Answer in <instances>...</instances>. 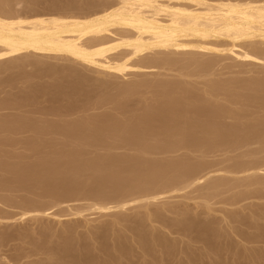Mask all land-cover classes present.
<instances>
[{"label":"bare ground","instance_id":"1","mask_svg":"<svg viewBox=\"0 0 264 264\" xmlns=\"http://www.w3.org/2000/svg\"><path fill=\"white\" fill-rule=\"evenodd\" d=\"M79 1L81 4L77 5ZM59 2L62 1L52 5L53 11L51 8L49 13H41L35 12V8L46 5L48 0H0V74L8 73L0 78V94H4L0 98V110L18 111L6 119H2L3 115L0 117V224L5 228L4 221L7 227L17 222L13 225L25 229L26 226L21 224L24 221L41 222L42 216L58 218L61 213L56 215L50 211L62 204H66L71 216L83 217V212L87 210L96 211L98 215L116 216L111 218L114 220L109 226L103 225L102 235L92 232L101 225L89 226L91 230L86 239L92 242L90 246L84 243L76 225L63 227L61 232L53 234L49 225L43 227L42 223L41 227L39 223L35 226L36 237L34 234L31 236L33 231L26 234L20 232L21 235L17 229V234L16 230L12 229L13 233L6 230L5 237L0 239V246L9 245L7 250L11 251L17 246L13 241L29 237L28 244L32 248L28 250L27 259L33 256V259L30 257L32 264H113L136 249L141 250L138 253L142 259L140 264H169V261H174V251L170 255L171 250L178 243L166 237L160 231L161 227L171 235L174 232L187 238L188 232L196 228L206 232L207 227L206 230L204 225L180 228L178 224L184 219L189 220L188 216L182 221L169 219L165 212L169 213L171 208L151 211L150 205L158 204L157 201L170 193L183 194L185 189L190 193L194 185V188L199 185L198 190L193 189L197 190V194L203 189L215 191L218 187L224 188V185L232 183L233 179L226 182L231 177L229 174H244L246 178L240 176L244 180L254 175L252 184H264L261 179L262 173L264 176V158L260 155L264 153V117L260 118L264 112V0H67L58 6ZM20 3L26 11L16 9ZM48 59L61 62V65L53 64V61L49 63ZM228 59L232 62H226ZM248 66H259L257 74L260 76L253 77L249 82L245 80L246 86L240 90L235 88V93L229 90L231 81L225 84L226 79L224 84L228 85L230 93H227V87H222V80L221 84L209 83L212 76H220L225 69L239 73L244 67L240 71L247 75V72L250 73V69H246ZM192 76L205 80L199 91L185 88ZM31 79L42 82L51 79L53 84L45 87L36 81L40 84L17 85H25ZM219 89L224 91V95ZM51 91L52 97L60 95L70 100L69 104L81 97L80 101L93 105L94 110L107 105L115 113L103 112L101 116L97 114L99 118H94L97 115L92 113V117L63 118L60 121V117L53 121V115L54 119L50 120L47 117L49 108L32 107L30 103H37L40 96ZM92 93H96L97 97L90 104ZM220 94L224 97H220L223 103L218 101ZM52 97H49L50 102ZM46 100L49 101L47 97ZM224 101L231 105L225 106ZM133 102L142 105L138 114L130 112L135 109L132 108ZM237 103L241 106L251 103L249 111L244 106L245 109H236L234 105ZM252 104L260 107L258 110L262 108L261 113L255 106L251 108ZM129 106L133 110H127ZM67 111L70 109L67 108ZM253 111L258 112L256 119ZM220 144L224 145L221 146L223 149L246 146L249 151L252 147L253 150H246L243 156L255 158L260 155L257 156L259 160L249 158L244 162L245 159H242L244 163L239 160L240 163L233 166L217 168L221 165L217 159L220 164L216 160L219 165L215 168L213 165L216 162L213 161L212 165L210 159L209 164L202 158H206L205 155L207 159L215 156L218 151L215 149ZM254 144L261 146L255 149ZM242 148L239 150L242 151ZM179 151H183V155L187 152L186 156L197 152L201 160L198 161L200 156L193 162L190 159H161ZM179 156L181 158L182 154ZM213 173L218 174V178L208 180L214 176ZM225 174L229 176L223 180ZM249 180L251 182V178ZM252 184L248 186L246 183L242 191L250 185L251 189L252 186L258 188ZM259 188L263 190L264 186ZM201 192L200 196L204 198L205 192L204 195ZM208 192L205 197H209ZM259 193L256 197L261 195ZM253 194L249 196L254 197ZM82 201L87 202L85 206H74L75 202ZM134 207L148 211L140 216L136 212L134 217L121 214ZM109 211L118 212L111 214ZM153 224L161 226L160 229ZM117 225L122 228L115 229ZM148 225H151L150 230H146ZM257 234L248 238L250 243L255 239L262 242L263 234ZM27 242L22 244L28 245ZM86 248L95 250L96 254L85 255L82 251ZM2 249L0 255L7 252ZM5 254L4 258L0 257L3 258L0 262L9 257L8 253ZM17 260L20 257H16Z\"/></svg>","mask_w":264,"mask_h":264},{"label":"rangeland","instance_id":"2","mask_svg":"<svg viewBox=\"0 0 264 264\" xmlns=\"http://www.w3.org/2000/svg\"><path fill=\"white\" fill-rule=\"evenodd\" d=\"M56 1V2H55ZM57 1H62V2H59L58 3V6H60L59 4H61V3H63V2H66V1H64V0H48V3H46V5H43V6H41L40 5V7L38 6V7H36L35 8V12H41V13H49L50 11H51V8L53 7L52 5H54V6H56L57 4ZM75 2H77V0H74ZM82 1V0H81ZM54 2V3H53ZM78 4L77 5H79V4H81L80 3V1L79 2H77ZM50 4H51V6H50ZM47 5H49L50 6V9H49V6L48 7H46ZM76 5V7H79V6H77ZM23 5H22V3H20L19 5H18V7L16 8L17 10H19V11H21V12H23V11H26L23 7H22ZM46 7V8H45ZM82 8H84V7H82ZM66 10V9H65ZM69 10H71V9H69ZM52 11H53V8H52ZM49 60V59H48ZM47 60V61H48ZM50 61H51V63H52V61H53V64L54 63H56L57 65H61V62H56V61H54V60H49L48 62L50 63ZM226 62H232V61H230L229 59L228 60H226ZM62 64H64V63H62ZM258 67V68H257ZM242 68V67H241ZM240 68V70L241 71H243L242 69ZM250 69V73L249 72H247L248 74L246 75V73L245 72H241L240 70H239V73L241 72L242 74H239L237 71H235L234 69H233V71H235V72H230V71H228L227 69H225L222 73L223 74H221L220 76L218 75V76H212V78H211V80H209V83H219V84H221L220 82H222L223 81V86L222 87H224L225 86V84H228V82L229 81H231V82H229V83H231V84H229V86H230V89L228 88V85H226L225 87H227V88H225V89H227L226 91H227V93H230V91H228V89L229 90H231V92H233V93H235L237 90H240L241 88H243V86H246L245 84L247 83V81H245V80H248V82L249 81H251V80H253L254 78L253 77H255V78H259V76H258V74H257V72H258V70H260V67L259 66H248V67H246V69ZM258 69V70H257ZM237 70V69H236ZM188 71V70H187ZM253 71V72H252ZM256 71V72H255ZM225 72V73H224ZM229 74H228V73ZM256 73V74H255ZM6 74H8L7 72H6ZM5 73L3 74H0V78H2V77H4L5 75H6ZM224 74H225V76H224ZM245 74V75H244ZM240 75V76H239ZM255 75V76H254ZM227 76V77H226ZM231 76V77H230ZM235 76V77H234ZM248 76V77H247ZM257 76V77H256ZM222 77V78H221ZM226 77V78H225ZM245 77V78H244ZM196 78V77H195ZM195 78H193V76H192V80L191 79H188V80H190L189 82H190V84H192V85H190L189 83H186L188 86H185V88H187V89H189V88H192V89H197V90H195V91H199L198 90V88H201L202 87V84L203 83H205L204 81V79H202V78H196V80H194ZM216 78V79H215ZM224 78V79H223ZM228 78V79H227ZM242 78V79H241ZM251 78V79H250ZM253 78V79H252ZM174 79H176V77L174 78ZM219 79V80H218ZM226 79V81L225 82H227V83H225L224 82V80ZM232 79V80H231ZM240 79V80H239ZM37 82H40L43 86H45V87H49L50 85L52 86V84H53V81H51V79H47V80H43V82H42V80L41 81H39L38 79H35ZM49 80V82H47ZM176 80H178V79H176ZM203 80V81H202ZM213 80V81H212ZM215 80V81H214ZM222 80V81H221ZM228 80V81H227ZM238 80V81H237ZM245 81V83H244V81ZM36 81H34V79H31L30 81H26L25 82V85H24V83L22 84V83H20V84H17V85H19V87H21L22 85L23 86H26V84H27V86L28 85H30V84H32L33 83V85H39L38 83H36ZM45 81V82H44ZM197 81V82H196ZM35 82V83H34ZM55 82V81H54ZM195 82V83H194ZM237 82V83H236ZM206 83H208V82H206ZM225 83V84H224ZM240 83V84H239ZM194 84V85H193ZM196 84H198V85H196ZM233 84H234V86H233ZM236 84V85H235ZM200 85V86H199ZM191 86V87H190ZM194 86H196V88L194 87ZM222 87H220V88H222ZM93 88H95V87H92V89ZM224 88H223V90H224ZM237 90H236V89ZM91 89V90H92ZM93 90H95V89H93ZM220 90V89H219ZM223 90H220L221 91V93H223L224 91ZM234 90V91H233ZM226 91L224 92V93H226ZM224 93H223V95H224ZM226 93V94H227ZM52 94H53V92L51 91L50 92V94L48 93V94H44V96H40L38 99H37V103H35V102H32V103H30L31 104V106L32 107H35L36 105L39 107H41V108H44V110L45 109H47V108H49V110H50V114L47 116V117H50V120H52V119H54L53 121H56V120H58V118H59V121L62 119L63 120V118H65V120L67 119V120H70V119H72V120H75V119H77V117L78 118H80V116L81 117H84V116H88L89 115V117H90V115H91V117L93 116L92 115V113L94 114V115H102V114H107V113H115V112H113L112 110H111V108H109L107 105L106 106H102L101 107V109H100V107H98L99 109H96V110H94L95 109V107H93V105H89L87 102L86 103H84L83 101H80L81 100V97H79V98H75L74 99V101L72 102V104H69L70 103V100H68V99H66V98H61V96L59 97V96H53L52 97ZM93 94V93H92ZM96 93H94L93 94V96H91L92 98V100H91V103L90 104H92L96 99H95V97H97V94L95 95ZM4 94H0V98L2 99L4 96H3ZM51 95V96H50ZM222 94H220V96H218L219 98H218V101H220L221 102V100H222V103H223V99H224V97H222L221 96ZM235 96V95H234ZM46 97L49 99V101L48 100H46ZM49 97H52V103L50 102V98ZM220 97L221 98H223V99H220ZM231 97H232V95H231ZM236 97V99H239L237 96H235ZM57 98V99H56ZM93 98L95 99V100H93ZM232 98H234V97H232ZM39 99H40V101H39ZM56 100V101H55ZM76 100V101H75ZM39 101V102H38ZM59 101V102H58ZM61 101V102H60ZM78 102V103H77ZM83 104H82V103ZM226 101H224V103H225ZM49 103H51V104H49ZM54 103V104H53ZM134 103V102H133ZM33 104V105H32ZM39 104V105H38ZM251 104V103H250ZM250 104H247L246 106H244V105H242L241 106V104L239 105V103H237V104H235L234 105V107L236 108V109H240V108H243V109H245L244 107H246V109L245 110H247L248 109V105H250ZM81 105V106H80ZM135 105V106H134ZM134 105L132 106V108L134 109H132L130 106V108L129 109H127V110H133V112L132 111H130L131 112V114H138L139 112H140V109L141 108H139V107H141L142 105H141V103H139V104H135L134 103ZM141 105V106H140ZM225 105V104H224ZM229 105H231L230 103H228L227 104V102H226V105L225 106H229ZM36 106V107H37ZM68 106V107H67ZM244 106V107H243ZM255 106V105H254ZM253 106V104H252V107L251 108H253L254 107ZM27 107V106H26ZM47 107V108H46ZM62 107V108H61ZM90 107V108H89ZM104 107V108H103ZM108 107V109H105V108H107ZM139 109H138V108ZM256 107V108H255ZM254 108L257 110V111H260L261 109H259L258 110V108H260V107H258L257 108V106H255ZM54 108V109H53ZM65 108V109H64ZM67 108H69L70 109V111H67ZM85 110H87V111H84V109ZM97 108V107H96ZM90 109H92V110H90ZM250 109V108H249ZM3 110V109H2ZM90 110V112H88ZM253 110V109H252ZM5 110H3V111H1L0 110V113H2V114H0V117H2V115H3V117H2V119H6V118H8L11 114H16V111L15 110H6L5 112H4ZM14 111H15V113H14ZM67 111V112H66ZM83 111V112H82ZM247 111H249V110H247ZM250 111H251V109H250ZM12 112V113H11ZM70 113V115H67V114H69ZM72 112H73V114H72ZM104 112V113H103ZM107 112V113H106ZM130 112H128V114H130ZM17 113H18V111H17ZM51 113H53L52 114V116H50L51 115ZM247 113V112H246ZM251 113H252V111L249 113L250 114V116H251ZM260 113H261V111H260ZM6 116H5V115ZM58 114V115H57ZM80 114V115H79ZM83 114V115H82ZM86 114V115H85ZM8 115V116H7ZM53 115H54V118H53ZM60 115V116H59ZM79 115V116H78ZM98 115L97 116H95L94 118H99L98 117ZM100 115V116H101ZM255 115H258V112H256L255 113V111H253V116H255ZM261 116H262V118L264 117V112H263V115L262 114H260V118H261ZM6 117V118H5ZM62 117V118H61ZM258 117H259V115H258ZM52 118V119H51ZM252 118V117H251ZM257 118V116H255V119ZM1 119V118H0ZM48 119V118H47ZM253 119H254V117H253ZM255 145H257V144H254V145H252V146H254L253 148H255V149H257L259 146H261V144L259 145H257V146H255ZM221 146H224V145H222V144H220V146H217V148L215 149V151H217V153H215V151H214V153H215V156L211 153V155H213V156H210V158H208L207 159V155H205L206 156V158H202V159H204L205 160V162H207V163H209L210 164V160H211V164L213 165L215 162H216V160L218 159L219 160V162H221V165H219L220 163L218 162V160H217V162L219 163H215V164H217V165H213V166H215V168L219 165V167H217V168H226V166H228V165H232V164H236V163H240L239 162V160L241 161L242 159H245V161L244 162H246V161H248V160H250V159H255V160H259V157H257V156H260L261 155V157L262 158H264L263 156H264V153H262V154H260V155H257V156H254L255 158H253V157H249V156H247V158H246V155L245 156H243V154L244 153H246V146H244L243 148H242V146L240 147V146H238L239 148H240V150H241V148H242V151H240L239 150V148H237V147H234V148H237L238 149V151H237V149H235L234 150V148L231 146V149L229 148V147H225V149H223ZM221 149V150H219V148ZM248 147H251V146H248ZM226 148H228V150H229V153L227 152L228 150L226 149ZM232 148H233V150H232ZM243 149H245V151L243 152ZM251 150H253L252 149V147L250 148V150L249 151H251ZM121 151V150H120ZM120 151H118V152H120ZM220 151V152H219ZM224 151V152H223ZM230 151H232V152H230ZM233 151H234V153H233ZM248 150H247V152H249ZM255 151H257V150H255ZM121 152H125V150H123V151H121ZM127 152V151H126ZM226 152V153H225ZM242 152V153H241ZM127 153H131V151H128ZM177 153H180V154H182V156H181V158H180V154H178V156H177ZM175 152V153H173V154H175V155H173L172 153H170V155L169 154H167V155H164L165 157H161V159H163V160H167V161H176V160H182V159H190L189 161H191V162H193V161H197V159H198V156H200L199 157V160L198 161H200L201 159V155H199V154H194V152H193V154H189L188 156H186L187 154V152H185V155H183V151L181 152V151H179V152ZM238 154V155H237ZM169 155V156H168ZM172 155V156H171ZM195 156L194 158H193V156ZM197 155V156H196ZM209 155H210V153L208 154V157H209ZM240 155H242V156H240ZM168 156V157H167ZM186 156V157H185ZM229 156V157H228ZM231 156V157H230ZM174 157H175V159H174ZM178 157V158H177ZM190 157V158H189ZM197 157V158H196ZM202 157H204V156H202ZM243 157V158H242ZM192 158V159H191ZM224 158V159H223ZM230 158V159H229ZM250 158V159H249ZM262 158H260L261 160H262ZM206 159H207V161H206ZM210 159V160H209ZM247 159V160H246ZM209 160V161H208ZM235 160V161H234ZM213 161H214V163H213ZM223 161H224V163H223ZM237 161V162H236ZM243 162V160H242V163H244ZM223 163V164H222ZM227 163V164H226ZM224 164H226L225 166H223ZM220 166H222V167H220ZM229 166V167H230ZM233 166V165H232ZM213 169H214V167H212ZM263 168H264V166H263ZM213 169H211V171L213 170ZM216 170V169H215ZM257 174H261V172H258ZM257 174H255V177H257L258 178V176H259V178H260V175H257ZM263 174V173H262ZM261 174V176H262V178L261 179H263L264 180V176ZM212 175H214V176H212L211 177V179H208V180H212L213 179V177H214V179H216V178H218V177H216V175H218V174H212ZM225 175H227V174H225ZM224 175V176H225ZM231 176V177H229V178H227L228 176ZM229 175H227L226 177H224L223 176V178H225V179H223V180H226V178H227V180H226V182H228L229 183V179H230V181H231V179H233L232 180V183L230 182L229 184H227V185H224V184H226V182L225 183H223L222 185H224V188L221 186V188L220 187H218V188H220V190H218V188H216L215 189V191H213V189L211 190V189H206L207 191H205L204 189V191L202 190V192L201 191H198V194H197V190H198V186L196 185V187L194 188V186H191L192 188L189 190L190 191V193L187 191V189H185V190H183V194L182 193H178V192H176V194H173L172 195V193H170V194H168V196L167 197H165V198H162V200L161 201H157V203L158 204H154V205H150L149 206V208L151 209V211H153V210H156L157 208V210H161V211H164V209L165 208H168L169 207V209L171 208V210L169 211V213L168 212H165V216L167 217V218H169V219H179L180 221H182V218H186V216H188V218H190L189 220L187 219V220H183L180 224H178L179 226L178 227H180V228H182V227H189V228H194V227H196V226H199V227H201V226H203L204 225V229L206 230V227H207V230H206V232H204L203 230H200V229H198V228H196L197 230H192L190 233L188 232V238L187 237H182V235L180 236V234L179 235H176V234H178V233H174L173 232V234L174 235H171L172 233H169V232H167L165 229H163L161 226H159L158 224V227H157V225L155 224V226H154V224H153V226L154 227H156L158 230L160 229V227H161V229H160V231L162 232V233H164V235L166 236V237H168L170 240H173V241H175L174 243L176 244V243H178L177 245H175V247L173 248V250H171V252L172 253H170V255H172L173 254V251H174V254L171 256L172 258H174V261L173 260H171V258L169 259V260H171L172 262H168L169 264H179L180 263V261H181V263L183 264H264V232L263 233H261V232H259V231H264V199L262 200L261 199V197H264V188H263V190H261L259 187H261L262 188V186H264V184H262L261 186L260 185H257V184H255V183H253L252 184V180H254V179H252L253 177L252 176H254V175H252L251 177H249V179L251 178V182H250V180L248 181L247 179H240V176L242 175V174H240V175H238V174H229ZM233 175H235L236 177H234V178H236V180H234V178H233ZM257 175V176H256ZM243 176V178L246 176H244V174L242 175ZM216 177V178H215ZM242 178V177H241ZM246 178V177H245ZM207 180V181H208ZM242 180H244V181H242ZM206 181V182H207ZM234 181H236L238 184H236V182H234ZM241 183H240V182ZM243 182H244V184H243ZM251 183L252 185H257L258 186V188L256 187V189H255V186L253 187L252 186V189L250 188L251 187V185H250V187H246V189H245V187H244V189H245V191L243 190L242 191V186H247V185H245L246 183L248 184V186H249V183ZM233 184H234V186H233ZM233 186V187H232ZM235 186H237L239 189H237V187H235ZM197 188V190H194L193 191V189H196ZM228 188H230V189H228ZM237 190H236V189ZM247 188H249L250 189V191L248 190V191H246L247 190ZM221 189H222V191H221ZM223 189H224V191H223ZM225 189H226V191H225ZM229 191H228V190ZM232 189H234V190H232ZM200 190V189H199ZM231 190V191H230ZM236 190V191H235ZM255 190V192H253ZM259 190H261L260 191V193H259ZM209 191V192H208ZM218 191V192H217ZM221 191V192H220ZM240 191V192H239ZM182 192V191H181ZM200 192H201V195L203 194L204 195V192H205V195L207 194L206 192H208V196L209 197H207L208 198V200L206 201V197H205V195H204V198L202 197V196H200ZM220 192V193H219ZM241 192H245L244 194L243 193H241ZM261 192H263V194L261 193ZM211 193V194H210ZM217 193V194H216ZM249 193V194H248ZM250 193L252 194V193H254L253 194V196L254 197H252V195L251 196H249L250 195ZM257 193V194H256ZM258 193L259 194H261V195H259V196H261V197H259V196H257L256 197V195H258ZM197 194V195H196ZM213 194V195H212ZM235 194V195H234ZM248 194V195H247ZM176 195V196H175ZM184 195V197H182ZM190 195V196H189ZM195 195H196V197H195ZM238 197H237V196ZM263 195V196H262ZM176 198H175V197ZM199 196V197H198ZM211 196V197H210ZM171 197H173V198H170ZM190 197H191V199H190ZM194 197V198H193ZM225 197V198H224ZM231 197H234V198H231ZM197 198V199H196ZM203 198V199H202ZM211 198V199H210ZM229 198H231V199H229ZM165 199V200H164ZM187 199V200H186ZM204 199H205V201H204ZM232 199H236L235 201L234 200H232ZM168 200V201H167ZM226 201V203H225V201ZM230 200V201H229ZM232 200V201H231ZM171 201V202H170ZM201 201H203V203H201ZM228 201V202H227ZM237 201V202H236ZM160 202V203H159ZM165 202V203H164ZM174 204H173V203ZM179 202V204H177ZM205 202H207V203H205ZM229 202H231V203H229ZM84 203V204H83ZM87 202H83L82 201V203L81 202H75L74 203V206H79V207H81V206H85V204H86ZM161 203H162V205H161ZM181 203V204H180ZM197 203V204H196ZM225 203V204H224ZM238 203V204H237ZM249 203V204H248ZM78 204V205H77ZM165 204H166V206H165ZM167 204H169V205H167ZM172 204V205H171ZM184 204H185V206H184ZM199 204V205H198ZM234 204V205H233ZM160 206V208H159V206ZM176 205V206H175ZM179 205V206H178ZM203 205V206H202ZM230 205V206H229ZM165 206V207H164ZM173 206V207H172ZM184 207V208H182V207ZM187 206V207H186ZM206 206H208L209 207V210H208V207H206ZM249 206V207H248ZM162 207V208H161ZM176 207V208H175ZM206 207V208H205ZM243 207V208H242ZM0 208H1V205H0ZM3 208V207H2ZM62 208V209H61ZM225 208V209H224ZM259 208H261V209H259ZM140 209V210H139ZM224 209V210H223ZM226 209H227V211H226ZM241 209V210H240ZM249 209V210H248ZM260 211H259V210ZM52 210V209H51ZM61 210H62V212H61ZM143 210V211H142ZM175 210V211H174ZM222 212H221V211ZM242 210H243V212H242ZM66 211V212H65ZM145 211V212H144ZM146 211H148V210H144L143 208H136V207H134V208H132V210L131 209H128V210H126L125 212H121V214L122 215H126V216H128V217H134V216H137V213L136 212H138V216H140V215H143L144 213H146ZM238 211V212H237ZM251 211V212H250ZM256 211H257V213H256ZM50 212H54V213H56V215L58 214L59 215V213H61L60 215H59V219L56 217H54V216H50V217H44V216H42V217H40V219L43 221H38V222H35V223H33L31 220H27V221H24L23 223H21L22 224V226H26V228L24 229V227L21 229V228H19L18 226H14L15 224L14 223H12L11 224V227H10V225H8V227H7V225H6V221H4V225L7 227V229H6V227L4 228V226H3V224H0V239H2V237H5L4 235L7 233L6 232V230L7 231H12V229H13V231L14 230H18V233H29L30 231H33V232H30V234H31V236H32V234H34L33 236L34 237H36L35 235H37L36 233H34V229L37 227V225H38V223H39V225L42 223V226L44 227V226H48L49 225V227H50V229H51V232L54 234V232L55 233H58V231L59 232H61L62 230L61 229H63V227H66V226H69V225H72V226H75L77 229V232L79 233V235L81 236V238H83V241H84V243L88 246H90V244L92 243L89 239H86V237H89V229H90V227H97V225L98 226H102V228H97V229H92V232H94L95 233V235H102L103 233H104V229H103V227L104 226H109V224H111L112 222H113V220L114 219H111V218H115V214L114 215H104L103 213H99V215H98V212H94V213H92V211H85V212H83V217H81V216H79V215H68V211H67V208H66V204H62V205H60V207L58 206V207H54L53 208V210L52 211H50ZM87 212V213H86ZM111 214H112V212L113 211H109ZM115 212H118V211H114L113 213H115ZM126 212H127V214H126ZM143 212V213H142ZM172 212V213H171ZM175 212V213H174ZM182 212H185L184 214H181ZM225 212V213H224ZM236 212V213H235ZM253 212V213H252ZM64 213H66V214H64ZM85 213V214H84ZM130 213V214H129ZM142 213V214H141ZM168 213V214H167ZM171 213V214H170ZM174 213V215H172ZM235 214V219H234V214ZM63 214H64V216H63ZM227 216H226V215ZM232 214V215H231ZM237 214V215H236ZM62 215V216H61ZM252 215V216H251ZM259 215V216H258ZM169 216V217H168ZM191 216V217H190ZM222 216H223V218H222ZM232 216V217H231ZM239 216H240V218H239ZM251 216V217H250ZM99 217V218H98ZM195 217V218H194ZM208 217V218H207ZM225 218L228 220L229 218V220H231V221H229V222H227V220H225ZM233 218V219H232ZM39 219V220H40ZM85 219V220H84ZM98 219V220H97ZM214 219V220H213ZM220 219V220H219ZM242 219V220H241ZM252 219V220H251ZM88 220V221H87ZM92 220V221H91ZM87 223H86V222ZM89 221H91V222H89ZM108 221V222H107ZM226 221V222H225ZM235 221V222H234ZM7 222H11V221H7ZM60 222V223H59ZM62 222V223H61ZM188 222V223H187ZM206 222V223H205ZM219 222V223H218ZM224 222V223H223ZM232 224H231V223ZM243 222V223H242ZM37 223V224H36ZM44 223V224H43ZM47 223V224H46ZM226 223H227V225H226ZM229 223V224H228ZM235 223V224H234ZM14 224V225H13ZM206 224V225H205ZM219 224V225H218ZM234 224V225H233ZM258 224H259V226H258ZM12 225L14 226V227H12ZM92 225V226H91ZM104 225V226H103ZM216 225V226H215ZM239 225V226H238ZM245 225V226H244ZM248 225V226H247ZM251 225V226H250ZM36 226V227H35ZM90 226V227H89ZM217 226H218V229H217ZM4 228L3 230H5L4 232L5 233H3V235H1V233L3 232V230H1L2 228ZM17 227V228H16ZM30 227H32L33 228V230H32V228H30ZM39 227V226H38ZM40 227H41V225H40ZM79 227V228H78ZM119 227V228H118ZM151 225H148L147 226V228H146V230H150L151 228ZM228 227H230L229 229H228ZM236 227V229H234ZM27 228H30V229H27ZM122 227L121 226H115V229H121ZM242 228V229H241ZM260 228V229H259ZM9 229V230H8ZM11 229V230H10ZM20 229H21V231H20ZM24 229V230H23ZM27 229V230H26ZM221 231H220V230ZM231 229V230H230ZM246 229V230H245ZM255 229H256V231H255ZM263 229V230H262ZM17 230L15 231L16 232V234H17ZM25 230H26V232H25ZM91 230V229H90ZM163 230V231H162ZM165 230V231H164ZM219 230V231H218ZM13 231H12V233H13ZM24 231V232H23ZM28 231V232H27ZM57 231V232H56ZM202 231V232H201ZM212 231V232H211ZM218 231V232H217ZM240 231V232H239ZM245 231V232H244ZM250 231H252V232H250ZM14 232V233H15ZM201 232V233H200ZM234 234H233V233ZM20 233V234H21ZM88 233V234H87ZM107 232H105V234H106ZM203 233V234H202ZM241 233V234H240ZM245 233V234H244ZM257 233H259V234H263V240H262V242H261V240H259V242H258V239L256 240H254L253 242H251L250 243V238H253V237H255L256 236V234ZM169 234V235H168ZM189 234H191V235H189ZM207 234V236H205ZM22 235V234H21ZM203 235V236H202ZM214 235V236H213ZM233 235V236H232ZM245 235H248L246 238H244L245 237ZM258 235V234H257ZM32 236V237H33ZM84 236V237H83ZM173 236V237H172ZM205 236V237H204ZM234 236H236V237H234ZM179 237H181V238H179ZM202 239L201 240V242H200V238ZM224 237V238H223ZM228 237V238H227ZM238 237V238H237ZM192 238V239H191ZM205 238H207V239H205ZM243 238V239H242ZM249 238V239H248ZM27 239V240H26ZM175 239V240H174ZM180 239H182L181 240V242H180ZM205 239V240H204ZM233 239V240H232ZM245 239V240H244ZM20 240V241H19ZM26 240V241H25ZM80 240H82V239H80ZM192 242H191V241ZM28 241V242H27ZM60 241V240H59ZM58 241V242H59ZM177 241V242H176ZM179 241V242H178ZM186 241L187 242H189L188 244L186 243ZM207 241V242H206ZM16 243V247H13L12 248V250L14 249V251H10V250H7V249H9V247L7 248V246H9V245H7V246H0V249H2V248H5L6 249V251L7 252H4V253H2L1 255H0V257H3L4 258V256H6V254L5 253H8V255H7V259H12V260H8V261H15V262H12V264L14 263H17L18 262V264H27V262L29 263V264H32V262H31V258L33 259L34 257L32 256H30L29 257V259H27L28 257H27V254H28V250L29 249H31L32 248V246H31V244H28L29 242H30V239H29V237H22V240L21 239H16L15 241H13V243ZM25 242H27L26 244H28V245H24V244H22V243H25ZM255 242V243H254ZM14 243V244H15ZM19 243H20V247L18 248V245H19ZM180 243H181V245H180ZM185 243V244H184ZM194 243V244H193ZM198 243H200V244H198ZM201 243H202V245H201ZM252 243H254V244H252ZM22 244V245H21ZM184 244V245H183ZM189 244H190V246H189ZM207 244L208 245H210V246H207ZM218 244V245H217ZM248 244V245H247ZM237 245V246H236ZM263 245V246H262ZM25 246H27L26 248H25ZM180 246V247H179ZM202 246V247H201ZM217 246V247H216ZM22 247H24L23 249H22ZM177 247V248H176ZM179 247V248H178ZM228 247V248H227ZM240 247V248H239ZM254 247H255V249H254ZM224 248V249H223ZM227 248V249H226ZM16 249V250H15ZM18 249H20V250H18ZM27 249V250H26ZM88 248H86V249H84L82 252L83 253H85V255L87 254L88 256H92V255H95L96 254V251L95 250H93V249H91V250H87ZM180 249V250H179ZM199 249V250H198ZM2 250H4V249H2ZM22 250V251H21ZM178 250H179V253H177L178 252ZM183 250V251H182ZM232 250V251H231ZM248 250V251H247ZM8 251H10V252H8ZM18 251V252H17ZM19 251H21V252H19ZM134 250H132L131 252H129L128 254H126L127 256H126V258H121L119 261V263H113V264H140L141 263V257H138V255L140 254V252H141V250H139V249H136L134 252H133ZM137 251V252H136ZM201 251V252H200ZM203 251V252H202ZM253 251V252H252ZM14 252H16V253H14ZM26 252V253H25ZM228 252V253H227ZM244 252V253H243ZM139 253V254H138ZM180 253H182V255H184V256H181L180 255ZM220 253V254H219ZM9 254H11V256L9 255ZM13 254H15V255H13ZM19 254V255H18ZM24 255V254H26L24 257L22 256L21 257V255ZM169 254V253H168ZM178 254V255H177ZM203 256H202V255ZM226 254V255H225ZM250 254V255H249ZM177 255V256H176ZM193 255V256H192ZM219 255V256H218ZM245 255V256H244ZM248 255V256H247ZM175 256H176V258H175ZM207 256V257H206ZM243 256V257H242ZM16 257H17V259L20 257V260H17L16 261ZM133 257V258H132ZM199 257V258H198ZM3 258H0V260L1 259H3ZM21 258H23V259H21ZM24 258H26L25 259V261H24ZM177 258H179V259H177ZM255 258V259H254ZM7 259L6 260H3V261H1L0 263L2 264L3 262H4V264H6L8 261H7ZM14 259V260H13ZM124 259V260H123ZM138 259H139V261H138ZM200 259V260H199ZM108 261H109V258L107 259ZM175 260H178V261H176L175 262ZM237 260V261H236ZM258 260V261H257ZM6 261V262H5ZM30 261V262H29ZM137 261V262H136ZM183 261V262H182ZM11 262H9L10 264H11ZM20 262V263H19ZM23 262V263H22ZM109 262H112L111 260L109 261ZM177 262H179V263H177ZM187 262H189V263H187ZM9 263H7V264H9ZM180 263V264H181ZM95 264H97V263H95Z\"/></svg>","mask_w":264,"mask_h":264}]
</instances>
